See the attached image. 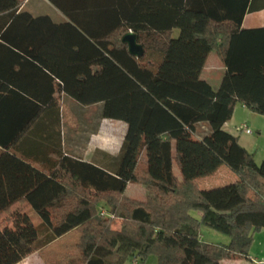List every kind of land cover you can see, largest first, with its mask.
I'll use <instances>...</instances> for the list:
<instances>
[{"label":"trees","instance_id":"trees-1","mask_svg":"<svg viewBox=\"0 0 264 264\" xmlns=\"http://www.w3.org/2000/svg\"><path fill=\"white\" fill-rule=\"evenodd\" d=\"M23 1L0 0V12L9 21ZM254 1L115 0L117 22L106 32L115 48L99 59L105 67L57 74L59 91L82 104L103 101L105 118L126 123L115 166L64 156L38 167L0 152V264H17L72 230L79 233L82 264H105L114 253V264L129 258L142 264L151 254L157 264L249 259L254 233L264 228V159L257 163L223 124L237 101L264 116V28L241 29L245 13L260 9ZM129 30L142 56L119 40ZM6 31L0 39L22 48ZM239 46L253 56L229 67L214 90L200 78L207 55L214 51L228 63ZM147 51L160 59L145 58ZM222 164L239 180L202 189L196 179ZM128 182L144 186L145 199L127 196ZM101 202L107 212L99 210ZM203 226L228 236V243L203 240Z\"/></svg>","mask_w":264,"mask_h":264},{"label":"crops","instance_id":"crops-1","mask_svg":"<svg viewBox=\"0 0 264 264\" xmlns=\"http://www.w3.org/2000/svg\"><path fill=\"white\" fill-rule=\"evenodd\" d=\"M254 3L260 9L245 13L241 29L264 28V0ZM117 6L115 0H24L15 18L8 21L0 12V32L7 30L6 36L22 47L0 39V152L35 161L38 167L64 156L106 167L105 156L123 141L126 123L105 118L103 101L82 104L59 91L63 79L57 74H93L105 67L99 59L115 48L106 32L115 27ZM178 35L173 29L172 37ZM241 40L239 45L245 42ZM239 47L228 63L211 51L200 78L218 89L229 67L236 69L253 56ZM239 108L248 110L237 101L223 129L256 153L257 140L243 143L236 132L234 115ZM112 126L119 128L117 133ZM229 260L242 259H224L221 264ZM249 260L247 264H255L264 258L249 255Z\"/></svg>","mask_w":264,"mask_h":264},{"label":"rangeland","instance_id":"rangeland-1","mask_svg":"<svg viewBox=\"0 0 264 264\" xmlns=\"http://www.w3.org/2000/svg\"><path fill=\"white\" fill-rule=\"evenodd\" d=\"M145 58L153 59L158 61L160 57L153 56L152 53L149 51L146 54ZM249 110V109H248ZM246 109H237L234 115V123L237 125L235 127L236 132L240 135V139L243 143H251L256 139L257 141V152H251L253 154L254 160L258 163L264 159V152L261 153L260 150L264 151V116L253 113L252 111H248ZM244 125L248 126L252 134H245L243 131H239V128H242ZM114 127V126H112ZM116 133L118 132L119 128L114 127ZM253 140V141H252ZM119 142V141H118ZM121 143L116 146L115 151L107 152L105 156L106 160V167L113 169L115 166V160L119 156ZM145 154H142L139 157V167L145 166ZM257 159V160H256ZM174 171L177 173V169L174 168ZM239 180V177L227 167V165L222 164L220 165L217 170L208 175L207 177H200L196 179L197 184L202 189H211L214 187H221L224 185H228L234 183ZM125 194L130 197H134L137 199H145L146 191L144 186L128 182L125 188ZM249 197H253L252 193H249ZM99 210H103L104 212L108 211V207L101 202L99 204ZM103 212V213H104ZM195 216H198L197 212H194ZM30 217L35 224H40V218L33 210L29 211ZM120 221L115 222V227L119 228ZM201 236L204 237L203 240L208 242H221L227 243L229 237L225 234H222L218 231H215L207 226H203L200 229ZM79 233L77 230H72L63 236L55 239L51 243L43 246L42 248L34 251L33 253L26 256L23 260H21L17 264H82L79 258V250L77 248ZM249 255L256 259L260 260L264 258V228L258 232L254 233L253 241L251 243L249 249ZM117 260V255L114 253L110 255L105 264H114ZM263 261V260H262ZM247 262L251 263L249 259H242V260H229L225 264H247ZM261 262V261H259ZM157 257L153 254L148 255L144 263L142 264H157ZM124 264H140V259L132 258L125 260Z\"/></svg>","mask_w":264,"mask_h":264},{"label":"water","instance_id":"water-1","mask_svg":"<svg viewBox=\"0 0 264 264\" xmlns=\"http://www.w3.org/2000/svg\"><path fill=\"white\" fill-rule=\"evenodd\" d=\"M121 41L128 45L127 50L131 55L139 57L144 54L143 46L137 41L136 34L132 31L125 32L121 37Z\"/></svg>","mask_w":264,"mask_h":264},{"label":"built area","instance_id":"built-area-1","mask_svg":"<svg viewBox=\"0 0 264 264\" xmlns=\"http://www.w3.org/2000/svg\"><path fill=\"white\" fill-rule=\"evenodd\" d=\"M129 31H131V30H129ZM239 131H243L245 134H252L251 129L246 125H244L242 128H239ZM101 213H103V212H101Z\"/></svg>","mask_w":264,"mask_h":264}]
</instances>
